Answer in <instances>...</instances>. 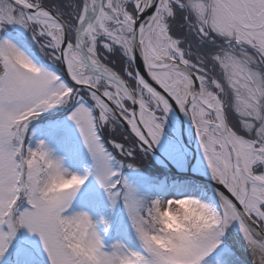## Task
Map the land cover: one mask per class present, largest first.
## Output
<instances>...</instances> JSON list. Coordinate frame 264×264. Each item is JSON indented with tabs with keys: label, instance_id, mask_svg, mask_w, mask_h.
<instances>
[{
	"label": "snow or ice",
	"instance_id": "obj_1",
	"mask_svg": "<svg viewBox=\"0 0 264 264\" xmlns=\"http://www.w3.org/2000/svg\"><path fill=\"white\" fill-rule=\"evenodd\" d=\"M0 264H264V0H0Z\"/></svg>",
	"mask_w": 264,
	"mask_h": 264
}]
</instances>
